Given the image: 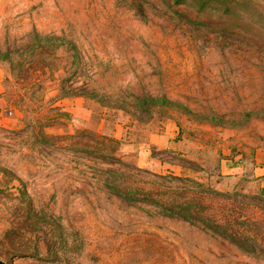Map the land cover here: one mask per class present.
I'll return each mask as SVG.
<instances>
[{"label": "rangeland", "instance_id": "1", "mask_svg": "<svg viewBox=\"0 0 264 264\" xmlns=\"http://www.w3.org/2000/svg\"><path fill=\"white\" fill-rule=\"evenodd\" d=\"M236 1L0 0L1 260L264 264V0ZM177 130L174 170L119 150ZM198 200L261 247L175 215Z\"/></svg>", "mask_w": 264, "mask_h": 264}, {"label": "crops", "instance_id": "2", "mask_svg": "<svg viewBox=\"0 0 264 264\" xmlns=\"http://www.w3.org/2000/svg\"><path fill=\"white\" fill-rule=\"evenodd\" d=\"M69 110L77 109L69 108ZM181 147L182 141L178 130L177 133L173 135L167 133L161 136H153V138L147 140L146 143L129 144L121 141L119 144V150L125 155L134 156L139 164H143V167L157 171H163L165 169L174 170L171 163L160 158L157 159L156 156L159 153L180 156V151H182ZM256 160L257 168L251 170L252 172H249V174L252 175V179H255L256 184L260 187V194L264 197V156L257 154ZM221 169L223 174L236 179L247 177L246 173L247 171H250L248 170L249 168H247V162L241 156H237L234 161H224ZM186 171L187 169L183 165L179 167V173L181 176L182 172Z\"/></svg>", "mask_w": 264, "mask_h": 264}, {"label": "trees", "instance_id": "3", "mask_svg": "<svg viewBox=\"0 0 264 264\" xmlns=\"http://www.w3.org/2000/svg\"><path fill=\"white\" fill-rule=\"evenodd\" d=\"M201 1L204 3V6H207L208 4L215 6L218 5L221 7H227V10L229 11L231 10L232 4L235 5L236 3H238L236 0H201ZM177 209L178 210L174 213L181 219H184L185 221L190 222L192 224L199 223L203 225V227L206 228L208 231H211L214 234L222 236L228 239L232 243H237V245L245 251H256L257 248L261 247L259 243L261 238L259 230L262 231V228L260 227L262 225L261 222L264 220L255 222L254 227L257 228L255 229L254 235L251 234L250 236L247 232H244V230L239 229V231L241 232L234 230L236 226L232 225L233 222L232 220H225L224 222L219 223L217 222V220H214V218L210 216L206 217L205 214L208 215L207 213L208 209L205 207V202L202 200H198V202H192V201L186 202L185 204H181L179 207H177ZM237 219H241V217ZM237 224L239 223L237 222ZM250 239L251 240L254 239L253 243L247 245L249 244L248 242L250 241Z\"/></svg>", "mask_w": 264, "mask_h": 264}, {"label": "water", "instance_id": "4", "mask_svg": "<svg viewBox=\"0 0 264 264\" xmlns=\"http://www.w3.org/2000/svg\"><path fill=\"white\" fill-rule=\"evenodd\" d=\"M0 264H6L3 260L0 259Z\"/></svg>", "mask_w": 264, "mask_h": 264}]
</instances>
